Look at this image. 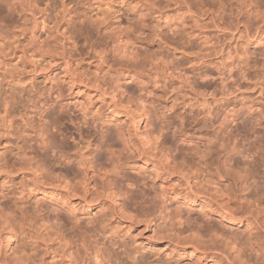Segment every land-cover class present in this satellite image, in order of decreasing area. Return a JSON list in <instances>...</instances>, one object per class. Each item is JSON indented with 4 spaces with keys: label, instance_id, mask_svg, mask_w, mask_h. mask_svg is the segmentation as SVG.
<instances>
[{
    "label": "rangeland",
    "instance_id": "1",
    "mask_svg": "<svg viewBox=\"0 0 264 264\" xmlns=\"http://www.w3.org/2000/svg\"><path fill=\"white\" fill-rule=\"evenodd\" d=\"M22 1L0 0V205L15 251L220 264L174 235L218 224L226 264H264V0Z\"/></svg>",
    "mask_w": 264,
    "mask_h": 264
},
{
    "label": "bare ground",
    "instance_id": "2",
    "mask_svg": "<svg viewBox=\"0 0 264 264\" xmlns=\"http://www.w3.org/2000/svg\"><path fill=\"white\" fill-rule=\"evenodd\" d=\"M22 2H24L28 8H31L32 2L30 0H23ZM100 2H102V0H100ZM130 121H131L130 125L133 124V127L136 133H138L139 135L141 133L140 129L143 125L141 122V119L133 118ZM146 144L147 142L142 141V146L144 148ZM11 171L12 170H9L7 171V173H10ZM178 173L179 175L182 174L180 172ZM221 194H222V191H221ZM227 206L228 205L225 204V207H224V214H226L225 218L232 221L233 223L235 221L240 222V221L234 220L233 217H235V214L233 212V209L230 208V206L229 208ZM157 210H158L157 215H159L160 218H162L165 221L164 226L167 230L169 229L172 230L174 229L176 224H180L179 215L176 213L171 214L168 209V205L161 202L159 203ZM12 214L13 212L10 207H7L5 205H0V264H47L43 260L42 256L38 257L37 259L33 257L24 258L21 253L15 251V249L13 248L14 246H12V243L14 242L15 234L17 233L15 231L16 228L14 229L13 227L14 225H13ZM17 223L19 224V222ZM17 226L18 225H16V227ZM176 226H177L176 228L178 229H175L176 233H174V235H177V237H180V238L183 235L186 236V237L184 236L183 237L187 240V243H189L191 246L202 248L201 250H203V252L212 251L214 254H216L215 253L216 251L220 252V255H222L223 257V260H221L220 264H226L225 261L228 259L226 258L227 253L225 251H226V248L229 249V243L227 242L228 237H225L223 234L226 231L224 225L222 227L219 226L218 224H215L214 226H208V225L197 226L195 224L187 225L185 227H180L179 225H176Z\"/></svg>",
    "mask_w": 264,
    "mask_h": 264
}]
</instances>
